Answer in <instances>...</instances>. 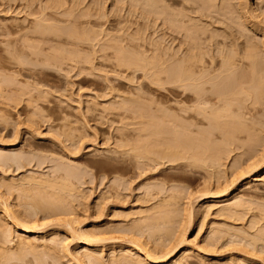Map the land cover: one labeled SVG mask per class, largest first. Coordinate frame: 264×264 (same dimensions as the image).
<instances>
[{
    "label": "rangeland",
    "instance_id": "1",
    "mask_svg": "<svg viewBox=\"0 0 264 264\" xmlns=\"http://www.w3.org/2000/svg\"><path fill=\"white\" fill-rule=\"evenodd\" d=\"M58 1L61 6L51 8ZM140 1L0 0V159L7 161L5 167L0 163V246L15 254L17 261L13 264H79L76 257L84 250L79 239L83 232H93L95 238L105 240L90 251L98 261L86 264H116L111 257L123 256L131 246L128 240L134 238L160 260L159 264H172L186 248L194 253L181 264H264V85L257 97L256 112L249 115L256 122L250 119L247 135L237 142L242 150L231 147L234 152L223 154L222 159L227 158L217 159L209 169H187L186 175L191 178L184 181L175 170L178 155L166 150L180 139L174 120L178 94L175 88L155 82V78L164 80L163 56L172 57L184 41L181 35L164 28L162 15L158 13V18ZM182 1H171V8L199 18L198 0L192 5H182ZM212 3L217 11L216 4L221 0ZM227 4H236L232 7L239 12L246 10L248 18L232 24L233 19L227 23L215 16L220 23L214 16H208L209 21L200 15L202 23L208 22L197 25L194 19V24L208 28L203 27L204 37L213 30L216 40L222 35L220 40L225 38L227 48L236 38L231 42L235 46L228 48L235 56L243 46H253L257 54L253 55L264 63V0H230ZM156 5L155 12L164 2ZM235 22H240L244 33L234 29L238 25ZM85 30L91 36L89 41ZM91 30L100 35H93ZM52 31H59L58 37ZM183 46L178 55L186 49ZM122 52L140 58L137 61L142 68H119L121 57H117L124 55ZM259 68L264 70V64ZM162 115L163 119H173L174 127ZM19 154L26 159L25 164L28 160L30 164L17 171L8 167V161ZM149 158L160 164H153L154 171L147 162ZM170 160L174 164L169 165ZM259 161L262 170L254 171ZM60 163L66 168H79L76 173L80 175L69 185L57 182V189L52 190L50 172ZM239 169L243 176L237 173ZM254 175L261 181L251 182L245 189L243 184L247 185ZM230 182L229 193L220 195ZM203 193L216 198H197ZM56 198L66 203L62 205ZM46 201L56 204L59 215L40 220L43 232L30 237L34 253L24 245L25 249L20 245L19 250L18 234L9 229L11 221L4 217L3 209L18 218L39 217L47 214L49 207H43ZM188 205L192 207L190 212ZM5 229L11 231L5 235L7 239ZM9 239L11 244L6 242ZM51 239L55 240L53 244ZM179 240L185 241L166 256L167 248ZM16 248L20 252L16 253ZM130 257L133 259L120 263L137 264L133 260L144 259L139 254Z\"/></svg>",
    "mask_w": 264,
    "mask_h": 264
},
{
    "label": "bare ground",
    "instance_id": "2",
    "mask_svg": "<svg viewBox=\"0 0 264 264\" xmlns=\"http://www.w3.org/2000/svg\"><path fill=\"white\" fill-rule=\"evenodd\" d=\"M138 1H140V0H136V2H138ZM142 1H140V3L142 2V4H143L145 2L144 3L145 7H146V4H147V6L149 5L148 7L151 10L149 8L148 9L151 12H153V10H154L153 13H157L156 16L158 15V13H159V15H162L163 16V17H161L162 23H163L162 25L165 26L164 28L168 29L167 31H169V33L172 32V34H175V35L178 34L179 36L181 35V39H183V41H184L183 45H186L185 46L186 49L183 50V52L181 51L182 52V55L180 54L181 56L178 55L180 48L183 46V45L181 46L180 43L178 45H180L181 47L179 46L180 48L176 52H174V50H173L174 55L172 57H170V56L164 57L163 56V58H165V59H162V60L164 61V65L166 64L164 69L162 68V75H164V80L162 79V81H161V80H158V78H155L156 80L154 79L155 82L156 81L158 82V83L156 82V84H158L160 86L166 85V86H168V88L170 87L171 90H172V88H175L176 93L178 94L177 114H176V117L175 116H173V117H175L174 120H175V122H177L176 127L178 128V131L180 132V136H179L180 139L178 140V143L175 146L170 145L166 148V150L170 151V154L172 156L178 155V163H176L175 170L177 169L179 175L183 178L184 181H186L185 180L186 178H191L190 176L188 177L186 175L187 169H195V168H203V167L209 169V167L212 166V163H216L215 161H217V159H219V160L224 159L225 160L227 158V156H225V158L222 159L223 154H227V153L230 154L231 152H234V151H231L230 148L233 147V149H234L235 147H238L239 144H237V142L239 143L240 137L242 135H247L246 126L249 124L248 122H250V119H251V118H249L250 117L249 115L252 111L256 112L255 109H257L256 105L258 103L257 97L260 95L262 85H264V84H262V83H264V80H262V78H264V70L259 68V67H262V64H264V63L260 62L261 63L260 64L258 62L259 60L256 59L255 55H253V54H256V52L253 51V49H254L253 46L249 45L248 46L249 48L247 47V49H245L246 45L244 43H241L242 46H243V44L245 45V46H243L242 49L240 48L243 51L240 50L241 53L239 52V54H237V56H235L232 53V51H229V50H231L230 46L233 45V44H231V42L235 43L234 40H236V38L233 39L234 36L232 38L233 41L228 42V43H230V45H228L229 46L228 47L229 50H228V48L225 44V41H224L225 38L223 37L222 40H220L222 35L219 38L220 41L216 40L215 39L216 35H215V38H214V36H212V34H213L212 32L214 31L213 30L211 32V35L209 34L208 36L204 37L206 34L205 30H207L208 28L206 29L205 26H203L205 28V30H204L203 27L200 28V26H197V25H201V24L204 25L205 24L204 22H206V23L208 22L207 20H204L202 23L200 15H202L201 16L202 18H205V17L208 18V16H210L211 17L210 19H213L212 16H214V17L215 16H219V17L221 16L226 20V22H227V20L229 22L233 19L231 21V23L235 20L237 21V19L240 21L242 19L248 18L249 13L246 10H241L244 7L241 8V6H240V8H241L240 10L242 12H239V10H236L235 7H232V6H235L236 4L231 6V5L227 4V3H229L230 0L229 1L228 0H225V1L221 0V3L216 4L217 5L216 6L217 11H214L213 9H215V8H213V7H215V6L210 5V3H212V0H198L199 3L197 4L198 5L197 7H198V10L200 9V11H197V10L196 11L198 13H200V15H197V17H199V18H197V19L194 18L195 20L198 21L197 23H199L196 25V24H194L196 22L193 21L194 20L193 17L191 18L189 16V14H188L189 12H187V14H183L182 13L183 10L181 12H178L176 10L174 11L171 8L170 2L173 0H142ZM158 1L164 2V6H163L164 8L162 7V5H160L162 7V10H161L160 6H159L160 8H157L163 13H161L159 10L155 12L154 8L158 7V5H156L159 3ZM175 1H177V0H175ZM195 1L196 0H194V2L191 0H183L181 4L184 5V3H187V4L192 5L195 3ZM60 3H61L60 1L54 2L52 4L51 8H58L59 6H61ZM175 3H177V2H175ZM214 3H215V1H214ZM214 3H212V4H214ZM232 3H234V2H232ZM244 4H242V5H244ZM191 5H190V7H191ZM152 6H153V9H152ZM229 6L232 7V10L229 8ZM181 7H183V6H181ZM186 8H185V11H186ZM190 9H191V11L190 10L189 11H190V14L192 15L193 10H192V8H190ZM228 9L230 11V14L233 15L232 17L228 13L229 12ZM218 10L221 12H219ZM226 11H228V12H226ZM148 12H146V13H148ZM225 12H226V14H225ZM214 13L217 15H215ZM100 14H102V13L100 12ZM100 14H99V16H100ZM148 15H149V13H148ZM159 15L157 16L158 18H159ZM195 15H196V13H195ZM150 16H151V13H150ZM96 17L98 18V16H96ZM221 17H220V19H221ZM229 17H231V18H229ZM184 18H185V20H184ZM215 18H218V17H215ZM210 19L208 18L209 21H211ZM220 19L218 20L219 22H220ZM225 20H222V21L225 22ZM212 21H214V20H212ZM237 22H235L236 24L234 23L235 26L238 24L237 27L234 29L240 28L241 30H238V32L240 31L242 33L243 29L239 25L240 22L239 23H237ZM209 23H211V25H214V24H212V22H209ZM224 24H222V25H224ZM206 25H207L206 27H209V24H206ZM229 27H231V26H229ZM210 28H212V27H210ZM86 32H87V34L84 32V34H86L85 39H86V41H89L91 39V36L88 34L89 31H86ZM90 32L92 33L94 31L91 30ZM102 32H104V31H102ZM240 32H239V34H240ZM58 33H59V31H55L54 33L52 31V34H54L55 36H57ZM235 33H237L236 30H235ZM107 34H106V36H107ZM215 34H216V32H215ZM93 35L96 36L97 33L94 32ZM98 35H100V33ZM219 35H220V33H219ZM238 36L240 37V35H238ZM242 37H243V39H245V36H242ZM167 38H169V37H167ZM173 39H174V37H173ZM180 42L182 43V41H180ZM245 42H246V39H245ZM174 44H175V41H174ZM233 46H235V45H233ZM116 47H118V46H116ZM185 47L183 46V48H185ZM118 48H120V47H118ZM118 48H116L117 49L116 51L119 50ZM166 49L168 50V48H166ZM121 50L122 49L120 48V51ZM124 50H125V48H124ZM167 52L168 51H166V54H170V55L172 54V53H167ZM120 53L118 54V56L120 55ZM175 53H177V54H175ZM234 53H235V51H234ZM123 54L124 55L121 54V56L117 57V58L121 57L120 58L121 60L119 59V61H118V59H117V61L120 63V66L118 65L119 68L125 66V68L127 70L134 69V71H138L139 66H140V69L142 68L141 62H140V65L138 63L140 58L134 59V58H136V55L134 57L133 55L131 56L130 54H128L129 56H127V54H125V53H123ZM163 54H165V52ZM176 55H178V57ZM131 57L133 60L131 59ZM142 57H143V55H142ZM136 61L138 64L136 63ZM140 61H141V59H140ZM170 61H172V63ZM142 65H144V64H142ZM160 81L162 82V84ZM159 82H160V84H159ZM254 112H252V113H254ZM166 113L168 114V112H166ZM166 115H164V117ZM161 118L163 119V115L161 116ZM168 118H169V116H168ZM169 119H172V117ZM148 120H150V119H148ZM163 120L168 121V122L170 121V123H171L173 119L168 120L167 118H165ZM253 120H254V118L251 119L252 123L256 122ZM151 121H152V119H151ZM172 124H173V122H172ZM250 124H251V122H250ZM174 125L175 124H173V127H174ZM199 126L201 127L200 129H199ZM70 142L73 143V141H70ZM72 143H70V144H72ZM240 146H239V148L241 149L242 147H240ZM73 147H75V145ZM237 150H238V148L235 151H237ZM70 158H72V157H70ZM109 159L112 161L114 160V162H115V160H118L115 158H109ZM12 160L13 161H10L11 164L8 161V165H9L8 167H14V169L17 171L24 168L27 164H30L29 160L26 162L27 164H25L24 162L26 159L23 160V158L21 157L20 154L13 157ZM118 161H116V162L118 163ZM6 162L5 161L3 162V160L0 159V163L3 164L2 165L3 167H5ZM76 162L74 164H76ZM147 162L150 163V168L152 166L153 171L155 169V166L153 167V164L157 165V167L160 165L158 162H156L150 158L147 160ZM169 162L170 163L167 162L169 165L171 163H173L172 160H170ZM260 162L262 163V161H259L258 164H257V162H256V165L253 164L254 165L253 170L255 169L254 171H256L257 169H261V166L264 165V164L261 165ZM66 164L69 165L70 163L67 162ZM59 165H61V166H59ZM64 165L60 163L57 165L58 167H53V169L50 172V176L48 175L50 177L49 180L52 178V181L50 180V186H49L52 190L57 189V184L59 182H62L63 184L67 183L69 185L70 184L69 182L72 179H74V178L76 179V177L80 175L79 173H76V172H79L81 170H79V168L75 167V165H74V167H75L76 171H75V169H73V166H71L72 168H66V167H63ZM72 165H73V161H72ZM144 165L147 167L148 164H143V165L141 164V166H143V167H144ZM163 165H165V164L163 163ZM6 166H7V164H6ZM205 168H204V170L207 171ZM241 170L242 169H239L237 173L240 176L241 175L243 176V174L239 173V171H241ZM253 170H251V171H253ZM240 176H238V178H240ZM30 179L34 180L33 177H31ZM257 181H261V180L259 177L254 175L251 177V180L247 183V185L243 184V187L246 186L245 189H247L251 182H257ZM230 184H232V183L230 182L229 185L224 186L225 188L222 189V192L220 195H222V194L227 195L229 193V190H231L229 187ZM70 188H72V186ZM74 189L75 188H73V190ZM71 190H70V192H71ZM209 197H210V199L216 198V196H214V194H205L204 195V193L202 194V196L200 195L197 198L203 199V198H209ZM56 199H57L56 201H58V203H62V205H64L66 203L62 198H56ZM190 205H188L189 208H187V209H189V212L192 208L191 207L192 205L191 206ZM55 206H56V204L53 201H48V202L46 201L43 204V207H49L47 210V214H42L39 217H37V216H27L26 217V216L18 215V216H20L19 217L20 219L18 217H15L12 213L10 214L8 212L9 210L7 211V209H3L4 217H7V220H9V222L11 221L10 225L12 228L10 227L9 229H12V231H14L13 234L14 233L18 234V236L16 237L17 241L19 242L18 243L19 244L18 249L20 248V245H21L22 249H25L24 247L26 246L28 248L30 247L29 251L32 250L33 251L32 253H34V250H36V248L30 244V242H31L30 237L33 235H39L43 232L42 229L44 227V224H41L40 220L45 219L47 217H50V215H59ZM235 206L239 207L240 205H235ZM237 207L231 206V208H237ZM228 208H230V207H227L226 209H228ZM67 222H65V223H67ZM189 223H190V220H188V224ZM68 224L69 223H67V225ZM9 231H7V229H5V231L3 233L4 236L5 235L8 236V234L11 232V231L10 232ZM83 234H85V233L83 232L81 236L79 235V239L81 240L80 243H82L84 250H82V252L79 253V257L75 256L76 258H78L77 260L75 257H74V259L79 264H86V263H91V261H98V258L95 257L96 255H93L91 253L93 250L92 248H94L93 245L97 246V243L99 244L100 242H104L105 240L95 238L93 236L94 235L93 232H92V234L90 232H86L85 235H83ZM7 236H5L6 239H7ZM133 237H134V235H133ZM52 240L53 239H51V241H50L51 244H53L55 241V240H53V241ZM77 240H78V238H77ZM129 240H128V243H129V245H131V246H129V248H131V249H129V248L125 249V251H124L125 253L123 254V256L118 255L116 257V255H113L115 257H111V260L115 261L116 264H121L120 262H123L124 260H127V259H133L132 257H130L132 254H139L140 256H142L144 258L143 260H138V259L133 260L134 263H137V264H145L146 261L151 263V264L161 263L160 260H158V258L152 257L151 251L149 249L142 248L139 245L140 242L138 241V239H136L137 241H135V238H134V241L131 239H129ZM184 241L179 240L176 244H174V245L172 244L169 248H167L166 256L170 255L174 251H176L182 245V243H184ZM6 242L11 244L12 240L9 239ZM23 245H24V247H23ZM31 246H32V248H31ZM33 248H35V249H33ZM18 249H17L16 253L20 252V251H18ZM49 249L52 250L51 248H49ZM19 250H21V248ZM14 253H15V251H14ZM193 253L194 252L190 248L184 249L182 255L179 258L173 260L172 264H181L183 262V260L189 259L190 256L193 255ZM67 254H69V253H65L66 256H67ZM14 255L15 254H13L12 250L9 251L8 247L0 246V264H9V263L13 264L12 261L16 260L14 258ZM67 257H69V256H67ZM121 260H123V261H121ZM129 264H132V263H129Z\"/></svg>",
    "mask_w": 264,
    "mask_h": 264
}]
</instances>
